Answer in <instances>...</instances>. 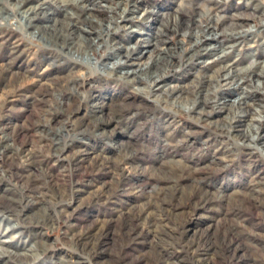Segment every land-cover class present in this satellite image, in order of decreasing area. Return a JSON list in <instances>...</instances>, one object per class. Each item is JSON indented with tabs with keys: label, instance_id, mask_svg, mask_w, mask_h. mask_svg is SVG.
<instances>
[{
	"label": "rangeland",
	"instance_id": "374dc122",
	"mask_svg": "<svg viewBox=\"0 0 264 264\" xmlns=\"http://www.w3.org/2000/svg\"><path fill=\"white\" fill-rule=\"evenodd\" d=\"M0 264H264V0H0Z\"/></svg>",
	"mask_w": 264,
	"mask_h": 264
},
{
	"label": "bare ground",
	"instance_id": "6f19581e",
	"mask_svg": "<svg viewBox=\"0 0 264 264\" xmlns=\"http://www.w3.org/2000/svg\"><path fill=\"white\" fill-rule=\"evenodd\" d=\"M80 35H81V33H80ZM79 38L81 39L82 38V36H79ZM201 40H202V38H197V40H195L196 41V44H198V43H200L201 42ZM148 42H150V41H148ZM96 44V43H95ZM147 45V44H146ZM147 47L148 48H154V47H156V44H148L147 45ZM213 46H211L208 50L209 51H212V48ZM135 48H131L130 50H128V51H133ZM127 51V52H128ZM162 52H161V54H158L156 57V60L154 61V60H151V62H149V63H147L146 65H144V66H142V68H140L138 71L136 70V69H134V70H132V71H128V72H126V73H124L123 74V76H127V77H132V76H134V75H136V74H141V75H143V76H148L150 79H153V80H155V79H158L159 78V71L160 70H162V67H161V64H163V63H165V62H167V59L166 58H164L163 56V54H165V52H163V50H161ZM150 53H153L152 51H149ZM130 53V55L131 54H133L132 52H129ZM148 54V53H147ZM150 56V55H149ZM122 57H126V56H124V55H122ZM126 58H128V57H126ZM84 59H88V55L84 58ZM122 63V62H121ZM133 65H135V64H133ZM118 65H116V64H114L112 67L111 66H109V69H106V68H108V67H106L105 69L106 70H109V71H112V70H114L116 67H117ZM230 70V69H229ZM111 73V72H110ZM122 76V77H123ZM231 75L229 74V77L227 78L226 77V80L225 81H227V80H230V79H235V78H231L230 77ZM260 76H262V75H260ZM244 76H243V74H242V76H237V79H242V80H240L241 82H243L244 81ZM159 80V79H158ZM213 80V79H212ZM211 81V80H210ZM240 85V84H239ZM257 87H260V84H258L257 85ZM257 89V88H256ZM142 91H144V90H142ZM249 97H250V95H247V99H249ZM231 105H232V107H235L236 108V110H238V111H241V115H242V117H244V116H249V115H251V113L252 112H256L257 111V105H253V104H250L249 102H246V100L245 99H242L241 101H239V99L238 100H236V101H234L233 103H231ZM259 105V104H258ZM259 108H261V105H259ZM240 117V115L239 116H237L236 118H239ZM257 123H261V121L260 120H253L252 122H251V124H250V127H251V129L250 130H246V132L243 134V137H244V139L246 140V141H248L249 143L251 142V143H255V142H257L258 140H256L257 139V136H258V130L260 129L259 127H257V126H255ZM233 124V121H230L229 122V125H232ZM240 125V127H243L244 125H242V122L241 123H239Z\"/></svg>",
	"mask_w": 264,
	"mask_h": 264
}]
</instances>
